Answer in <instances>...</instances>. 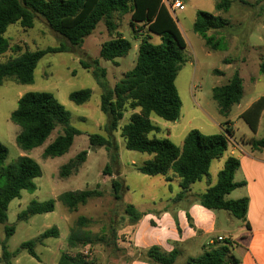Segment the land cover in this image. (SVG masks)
<instances>
[{
	"label": "rangeland",
	"instance_id": "1",
	"mask_svg": "<svg viewBox=\"0 0 264 264\" xmlns=\"http://www.w3.org/2000/svg\"><path fill=\"white\" fill-rule=\"evenodd\" d=\"M216 1L182 0L185 9L171 11L187 44L184 51L185 63L175 82L182 100V109L180 118L175 122L152 115L153 123L161 128V132L151 134L150 137L169 138L176 146L181 147L185 137L193 129L209 136L223 132L226 126L233 127L235 136L232 140L243 149L238 151L243 157V165L235 179H260L264 170L255 166L252 174L248 161L251 157L264 160V151L253 153L252 148L242 143L241 139L264 137V114L256 134L240 114L264 95V77L259 66L264 60V0H232V7L226 12L217 11ZM199 10L228 21L223 29L210 30L207 33L210 38L212 36L220 41L218 51L207 47L204 39L194 31ZM114 22L117 24V32L132 44L128 55L115 62L100 57L102 45L117 35L110 32L104 22L98 24L96 30L79 48L72 47L64 37L51 30L46 20L38 14L32 29L26 30L16 23L10 25L4 35L11 47L7 53L0 55L2 63L13 60L26 51L35 52L61 46L66 48L64 52L47 54L38 61L32 84L23 85L14 79H7L0 86V142L8 149L5 165L16 164L20 157L26 156L35 160L41 168V176L34 180L36 190L22 191L21 197L14 199L8 207L7 222L0 224V257L3 256V243L6 244L8 252L18 251L15 256L10 257L11 264H59L62 254L73 257L82 255L93 264H128L124 257L120 260L119 256L122 255L118 248V234L116 244L111 246L113 231L121 229L129 221L125 207L132 204L139 210H155L161 207V200L164 205L172 204L173 200L170 201V198L179 192L177 185L172 184V194L169 184L164 182L162 176H147L138 171L139 167L151 159V155L125 148L121 130L129 123L133 110H126L117 131L110 133L106 130L109 118L101 112L100 107L104 89L93 76L94 66L85 69L81 61L92 63L98 59L99 68L106 70L107 87L112 89L124 78L125 73L135 67L138 48L143 38H148L155 45L161 43L160 36L151 34L147 25L137 24V33H134L129 15L115 14ZM235 73H239L244 80V95L240 104L234 105L229 115L224 116L213 99L212 89L226 85ZM85 88L92 91L88 102L77 105L70 100L72 92ZM29 92L51 93L68 111L70 125L80 134L75 137L72 147L65 155L56 158L43 156L45 148L63 133L60 127L43 146L32 151L24 152L17 145L16 137L21 128L12 122L11 113L17 109L19 99ZM227 121L231 124L226 125ZM94 134L112 137L118 142L120 161L111 168V174L104 172L106 165L110 163V152L106 148H90V136ZM82 151H88L86 162L78 172L62 177L61 168ZM228 156L229 151L224 154L223 159L211 163L212 184L217 182L218 173L223 169L224 160ZM115 179H124L129 187L123 192L120 201H116L113 195L112 182ZM206 181L204 179L196 183L192 187L193 191L204 192L207 188ZM95 189L102 196L89 199L84 206L80 205L74 211L67 210L61 199L66 192ZM243 196H246L245 188H238L226 199L238 200ZM49 200H55L53 212L32 216L27 221L18 219L33 202L43 203ZM220 213L223 215L225 212ZM80 219H84V222H80ZM233 219L235 225L243 224L241 220ZM222 223L219 219V224ZM9 227H14L15 230L7 237L6 228ZM53 227L58 228L59 237H51L38 243L34 248L36 256H32L28 250H21L22 244L39 239L42 233ZM72 235L91 243L87 246L71 247L69 238ZM113 253L117 258L112 256ZM185 261L180 258L177 264H186ZM0 264L6 263L0 260Z\"/></svg>",
	"mask_w": 264,
	"mask_h": 264
},
{
	"label": "trees",
	"instance_id": "2",
	"mask_svg": "<svg viewBox=\"0 0 264 264\" xmlns=\"http://www.w3.org/2000/svg\"><path fill=\"white\" fill-rule=\"evenodd\" d=\"M232 0H217V11H228L232 7ZM42 16L51 30L64 37L72 47H81L85 39L104 22L110 32H115V38L104 43L100 57L103 60L115 62L124 58L132 49V44L120 32L114 22L115 14H131L130 26L137 33L136 25H147L151 34L160 36L161 43L155 45L148 38H143L138 48L135 67L124 74V78L112 89L106 84V70L99 68V60L92 63L81 61L85 69L94 66L93 76L104 89L101 97V112L109 118L106 130L113 133L118 130L120 121L127 109L134 113L130 121L121 130V137L125 141V148L130 151L147 153L152 156L138 171L147 176H167L169 173L179 179L180 193L174 202L181 201L191 191V187L207 179L210 185V169L214 160H219L228 150L230 138L235 136L233 127L226 126L222 133L205 135L197 129L191 130L185 137L181 147L176 146L169 138L157 139L151 134L161 132V128L152 121L155 115L165 121L175 122L180 118L182 100L176 87V78L182 69L187 48L175 20L169 15L168 8L162 0H0V55L10 50V43L4 36L12 24H20L26 30L32 29L36 15ZM228 25V21L221 17L212 16L207 12L198 11L194 24V31L205 41L206 46L214 51L220 50V41L208 36L210 30H221ZM66 51V48L55 47L35 52L26 51L15 59L0 62V86L7 79H14L19 84H32L34 73L40 61L47 54ZM260 73L264 77V60L260 63ZM222 75V74H221ZM243 78L235 73L233 78L224 86L213 88V99L217 102L219 112L228 116L234 105L240 104L243 95ZM92 91L83 89L72 92L70 100L82 105L90 100ZM264 114V95L256 100L241 115L253 133H257L260 120ZM13 123L21 128L16 142L24 152L32 151L44 145L51 134L58 128L63 133L49 144L43 153L44 158H56L65 155L80 133L70 125V115L62 104L48 92H29L18 101V106L11 113ZM231 124L227 121L226 125ZM242 143L249 145L253 151L264 150V137L261 139L243 137ZM90 148H106L110 152V163L104 172L111 174V168L120 161L118 142L100 134L90 136ZM8 149L0 142V224L8 220L10 203L21 197L26 190L34 192V180L41 176L39 164L32 158L22 156L18 162L6 166ZM88 151H82L73 160L61 168V176L68 177L78 172L86 162ZM240 161L229 157L223 169L218 173L217 183L202 194L195 202L212 211H228L236 219L246 222L249 200L244 197L238 200H227L226 197L237 188L244 187L245 182H236L235 174L240 168ZM167 181L171 179L167 178ZM114 199L120 201L126 190L123 179L112 182ZM102 193L95 190L66 192L61 199L69 211L85 205L89 199L101 197ZM55 210V200L38 203L33 202L18 219L27 221L39 214L51 213ZM125 214L130 224H136L143 217L133 205L125 207ZM190 224L193 225L189 216ZM84 222V219H80ZM247 227L249 225L247 224ZM15 228H6L8 237ZM118 231V230H117ZM113 231L111 246L116 244L117 232ZM59 230L53 227L36 240L22 244L21 250H28L36 256L35 246L51 237H59ZM103 242V241H100ZM91 242L72 235L69 238L71 247L87 246ZM231 241L215 246L199 258H191L186 264H241L239 259L231 256ZM1 261L11 264L10 257L17 252L10 253L5 243L2 245ZM114 252V251H113ZM179 256L178 251L167 253L160 247L153 246L139 251L131 260H139L149 264H174ZM59 264H93L82 255L75 257L62 254Z\"/></svg>",
	"mask_w": 264,
	"mask_h": 264
},
{
	"label": "crops",
	"instance_id": "3",
	"mask_svg": "<svg viewBox=\"0 0 264 264\" xmlns=\"http://www.w3.org/2000/svg\"><path fill=\"white\" fill-rule=\"evenodd\" d=\"M162 1L168 8V1L171 2L173 0ZM169 12V15L172 16L170 10ZM127 15L131 18V14ZM227 151H229V156L227 158H237L241 164L240 168H242L243 157L240 154L241 152L239 153L238 151H243V149L237 142L233 141L232 138H230V144ZM252 152L254 153L257 151ZM223 157L221 159H223ZM227 158L224 160V163ZM248 162L251 168L250 171L252 170V174L254 173L253 170L255 166H259L262 170H264V160L251 157ZM237 172L235 174V178L237 176ZM263 174L264 171L260 174V179H235L236 182L246 183V185L241 188H245L246 192V196H243V198L246 197L249 200L246 222H243L242 225H235L233 219L235 217L228 211H224L225 213L221 215L220 211L208 210L195 202L198 195L204 193L209 186H213L217 182L212 184V179H210L209 185L206 181L207 188L204 192L199 193L193 191L192 187L195 185L194 184L187 196L179 202H174V198L181 191L179 179L176 178L173 173H169L167 176H162L164 182L169 184V190L172 194V184L177 185L179 192L177 191L175 196L170 198V201L173 200L172 204L164 205L163 200H161V207H158V209L155 210H139L133 205L140 213H143V217L136 224H130L128 221L121 229H118V237H120L118 248L120 250V255H122L119 256L120 260L124 257V261L128 264H149L143 261L131 259L139 251L147 250L157 245L167 253L178 251L179 256L174 263L177 264L180 258H183L186 261L191 258L196 259L201 257L206 250L222 245L226 241H231V256L239 259L241 264H264ZM167 178L171 179V181H167ZM124 185L126 190H128L129 187L126 186L125 181ZM189 216L192 219L193 225L190 224ZM219 219L223 221L222 224H219ZM247 224L249 227H247ZM220 237L224 240L219 241L218 238ZM114 255L115 253H113L112 256L117 258V256ZM107 256L110 257L111 255Z\"/></svg>",
	"mask_w": 264,
	"mask_h": 264
},
{
	"label": "built area",
	"instance_id": "4",
	"mask_svg": "<svg viewBox=\"0 0 264 264\" xmlns=\"http://www.w3.org/2000/svg\"><path fill=\"white\" fill-rule=\"evenodd\" d=\"M185 9V5L181 0H173L171 2L168 1V10L175 12L176 10L183 11ZM219 241H223V238H218Z\"/></svg>",
	"mask_w": 264,
	"mask_h": 264
}]
</instances>
